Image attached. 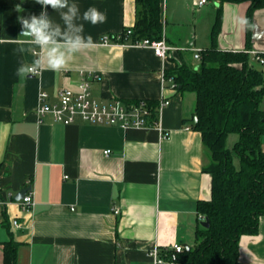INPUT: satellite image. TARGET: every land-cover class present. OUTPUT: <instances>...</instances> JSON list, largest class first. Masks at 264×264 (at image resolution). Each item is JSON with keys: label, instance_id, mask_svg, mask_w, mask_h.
I'll list each match as a JSON object with an SVG mask.
<instances>
[{"label": "crops", "instance_id": "0c3cea01", "mask_svg": "<svg viewBox=\"0 0 264 264\" xmlns=\"http://www.w3.org/2000/svg\"><path fill=\"white\" fill-rule=\"evenodd\" d=\"M69 2L81 14L90 6L106 14L101 24L78 21L93 46L74 54L60 71L43 64L39 74L18 76L21 63L42 56L37 58L34 45L21 43L30 37L20 35L18 17L38 16L42 6L0 0V264L11 238L19 242L17 264H147L154 246H193L201 220L197 202L211 196V174L204 171L209 156L201 133L190 127L196 93L164 84V72L183 59L200 62L194 49L202 53L212 45L220 7L217 47L248 51L251 64L264 71L253 53L264 58V8L254 12L248 39V29L233 23L236 15L246 18L248 1L161 0L163 35L178 48L162 58L148 46L100 43L104 35L134 25L136 0ZM48 14L62 25L58 12L49 7ZM89 72L101 75L93 92L105 101L169 98L161 128L62 124L39 116L41 90L54 102L59 88L75 87ZM24 188L34 193L32 210H22L15 198ZM240 260L264 264V216L257 234L241 238Z\"/></svg>", "mask_w": 264, "mask_h": 264}, {"label": "trees", "instance_id": "16d2710c", "mask_svg": "<svg viewBox=\"0 0 264 264\" xmlns=\"http://www.w3.org/2000/svg\"><path fill=\"white\" fill-rule=\"evenodd\" d=\"M218 1H248L246 18L251 25L254 12L264 8V0ZM161 9V0H136L132 39L162 38ZM222 16L220 7L211 30L212 45L202 49L199 63L183 59L165 70L177 90L196 93L198 120L190 127L202 135L209 156L204 171L212 178L211 196L197 202V211L209 219V226H203L201 219L195 230L196 243L182 252L160 249L166 261L180 264H247L240 260L241 238L257 234L264 216V71L251 64L248 51L217 47ZM146 100L157 104V100ZM231 133H237L238 139L230 147ZM18 246L14 238L4 242L3 264H17Z\"/></svg>", "mask_w": 264, "mask_h": 264}, {"label": "built area", "instance_id": "2783aa9c", "mask_svg": "<svg viewBox=\"0 0 264 264\" xmlns=\"http://www.w3.org/2000/svg\"><path fill=\"white\" fill-rule=\"evenodd\" d=\"M209 0H196L198 5H203ZM133 29L128 27L116 36L104 35L100 39L102 44H123L151 47L155 53L162 57L168 58L172 50H177L176 46L169 44L166 37L163 35L160 39L151 40L149 38L132 39ZM37 58L40 57L41 50H34ZM256 58L263 63L264 58L257 52L253 51ZM194 56L201 59V49H194ZM42 67L34 74H39ZM101 75L94 72H89L84 75L75 87H61L57 90V98L54 102H47L49 93L45 90L39 92L40 105L38 114L41 118L46 115H51L53 120L62 124H73L83 121L91 124L113 125L123 128H148L159 127L160 117L166 106L170 104V99L162 97L157 101V104L152 106L148 100L142 98L138 101H127L121 98H113L105 101L98 98L93 92V82L99 80ZM170 83L171 88L177 89V85L172 77H167L164 72V84ZM164 135H167L164 133ZM110 150H105L108 154ZM22 210H32L36 205L35 196L32 190H29L23 198L18 200ZM118 213L119 209L116 208ZM201 217V216H200ZM202 220L205 218L201 217ZM14 225L19 226L17 219L13 221ZM184 245L174 244L172 247L177 252L184 250ZM149 261L147 264H161L166 261L160 254V248L154 246L148 251ZM172 264H180L170 261Z\"/></svg>", "mask_w": 264, "mask_h": 264}, {"label": "clouds", "instance_id": "9594fccd", "mask_svg": "<svg viewBox=\"0 0 264 264\" xmlns=\"http://www.w3.org/2000/svg\"><path fill=\"white\" fill-rule=\"evenodd\" d=\"M35 2L42 6L40 14L18 17V20L21 24L20 35L30 37L29 40L21 43L34 45L41 50L42 56L32 64L21 63L17 69L18 76L37 72L43 64L52 71L62 70L74 54L93 46L92 37L84 35V23L78 21L97 25L107 19L106 14L94 6H90L81 14L78 4L70 3L69 0H35ZM49 7L59 13L62 25L51 19L48 14ZM233 23L241 31L253 27L245 17L239 15L234 16ZM18 51L23 53L25 49L20 48ZM179 250L178 248L177 251Z\"/></svg>", "mask_w": 264, "mask_h": 264}, {"label": "water", "instance_id": "95a60500", "mask_svg": "<svg viewBox=\"0 0 264 264\" xmlns=\"http://www.w3.org/2000/svg\"><path fill=\"white\" fill-rule=\"evenodd\" d=\"M197 120H198V116L197 114H194V117H193V120L190 122L192 125L196 124L197 123ZM30 190V188H24L22 189L17 195H16V199L17 200H20L21 198L24 197V195ZM202 225L207 227L209 226V219L206 218L205 220H203L202 222ZM187 247L189 248V246L187 245Z\"/></svg>", "mask_w": 264, "mask_h": 264}, {"label": "rangeland", "instance_id": "374dc122", "mask_svg": "<svg viewBox=\"0 0 264 264\" xmlns=\"http://www.w3.org/2000/svg\"><path fill=\"white\" fill-rule=\"evenodd\" d=\"M237 139H238V134L237 133H231L228 137V145L231 147ZM235 163L237 166H239V158L238 157H235Z\"/></svg>", "mask_w": 264, "mask_h": 264}]
</instances>
